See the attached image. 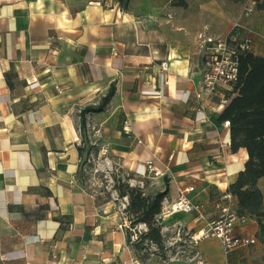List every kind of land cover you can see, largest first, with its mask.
<instances>
[{
    "label": "crops",
    "instance_id": "crops-1",
    "mask_svg": "<svg viewBox=\"0 0 264 264\" xmlns=\"http://www.w3.org/2000/svg\"><path fill=\"white\" fill-rule=\"evenodd\" d=\"M225 1L205 0L201 15L178 14L169 0H126L123 8L118 0H0V264H141L130 230L119 227L123 211L89 194L77 176L80 109L111 84L104 108L84 114L87 131L103 130L101 145L125 175L157 171L158 188L167 180L162 202L194 186L202 216H159L172 222L162 231L206 227L248 158L245 148L231 149L230 128L215 111L223 93L204 110L193 95L198 35L230 25L213 33L201 22L224 18ZM243 20L256 30L252 53L264 57V9ZM257 187L264 206V176ZM254 222L246 232L254 234ZM200 248L178 261L225 264Z\"/></svg>",
    "mask_w": 264,
    "mask_h": 264
},
{
    "label": "rangeland",
    "instance_id": "rangeland-1",
    "mask_svg": "<svg viewBox=\"0 0 264 264\" xmlns=\"http://www.w3.org/2000/svg\"><path fill=\"white\" fill-rule=\"evenodd\" d=\"M125 1L126 0L119 2V6L121 8L125 6ZM204 1L205 0H169V5L178 6V14L205 15L208 13L205 11L206 9L203 6ZM256 1V7L264 9V0ZM225 2L226 4L223 6L224 11L226 12V14H224V18L220 21L212 20L201 22L208 23L213 33L224 32L227 29L228 22L230 24L229 20L231 18L241 16V11L243 9L242 6L246 0H226ZM161 14L168 13L162 11ZM100 100L98 103L90 105L92 112L98 110L100 111L104 108L103 105L105 103L98 109ZM84 118V126H80L78 128L80 139L79 146L81 148L79 161L80 169L77 175L79 184L92 196L108 200L111 204H114L117 210L123 211L124 219H127V224L131 228L130 233H137L138 236L140 232H143L148 228V225L143 221H135L133 216L129 215V212L126 210V206L129 202V195L126 194V196H121L119 192L121 190H125L126 186H129L135 190H139L142 195L152 196L155 192L162 191L165 185L158 188L154 177L149 175L138 178H132L125 175L119 169L118 165L113 162L112 158H110L109 153H107V155H102L100 152V147L103 146L101 144L104 142L105 137L102 132L103 130L101 131L102 133H94L97 129H93V131L88 132L86 124L87 121H90V119L87 118L86 115H84ZM90 124H92L91 121ZM108 136L110 137V133ZM114 198L116 199L114 200ZM254 219L255 222L253 230L257 239L256 244L246 248L233 250L227 254L220 249L219 242L216 238H203L198 240L197 243L189 241L190 234L197 233V230L193 232L185 230L182 231L179 225L174 230L166 228L162 231L164 224L169 226L172 222L171 219H169L163 223L160 218L159 222L153 223L155 226H159L160 228V244H156L146 239L140 241V238L130 239L132 241V250L135 257L141 262V264H184V262L178 261V255L198 252L201 250V246H204L209 249V251L221 256L225 260V264H264L263 205L261 213L254 216ZM178 234L183 240L181 239V241H179L178 239H175Z\"/></svg>",
    "mask_w": 264,
    "mask_h": 264
},
{
    "label": "built area",
    "instance_id": "built-area-1",
    "mask_svg": "<svg viewBox=\"0 0 264 264\" xmlns=\"http://www.w3.org/2000/svg\"><path fill=\"white\" fill-rule=\"evenodd\" d=\"M256 6V0H246L241 16L230 20L226 33L216 36L201 33L198 35L201 67L198 87L193 95L194 101L200 110H204L218 93H223V97L220 98L215 107V111L221 112L236 96L237 92L234 91V85L238 76L239 58L245 52L253 51V40L256 34V30L243 19L250 17ZM160 66L161 70L166 71L167 61H163ZM165 83H167V80H165ZM222 124L229 126V121L224 120ZM122 131L126 135L130 133L127 125L122 127ZM100 152L102 155H107V146H101ZM151 170L152 162L148 161L145 163V171L149 172ZM158 175L159 173L154 171V177ZM193 192L194 186L192 185L179 189L177 198L170 202L164 201L161 203L158 218L159 216L165 217L177 213L194 214V218H200L202 208L190 195ZM233 198L234 196L228 190L220 193L214 201L215 216L207 223L205 228L198 230L197 233L190 234L189 241L197 243L198 240L203 238H216L225 254L236 249L255 245L257 242L255 235L245 231L252 217L238 212L237 203L233 202ZM119 227L131 229L127 224V219H124ZM136 238L137 233L130 234V239Z\"/></svg>",
    "mask_w": 264,
    "mask_h": 264
},
{
    "label": "trees",
    "instance_id": "trees-1",
    "mask_svg": "<svg viewBox=\"0 0 264 264\" xmlns=\"http://www.w3.org/2000/svg\"><path fill=\"white\" fill-rule=\"evenodd\" d=\"M122 2L123 0H118ZM114 90L111 84L106 94L101 98V107L107 102ZM236 96L220 112L224 120L229 121L231 149L240 147L246 149L248 158L245 167L238 173L235 182L229 185L228 191L237 199V210L254 218L262 211V194L257 187V180L264 176V57L252 52H245L239 58L238 76L234 85ZM86 106L80 110V126H84ZM97 109V108H96ZM95 110V109H94ZM80 154L81 148L78 147ZM167 180L162 191L152 196L142 195L139 190L126 186L121 190V196L129 195L126 206L129 215L135 221H143L148 228L140 232L139 240H149L160 244V228L153 223L159 222L158 214L161 202L167 193Z\"/></svg>",
    "mask_w": 264,
    "mask_h": 264
}]
</instances>
